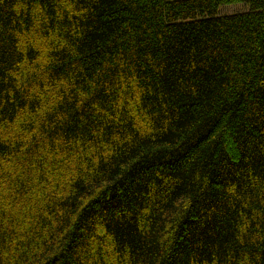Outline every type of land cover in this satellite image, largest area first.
I'll return each instance as SVG.
<instances>
[{
    "label": "trees",
    "instance_id": "trees-1",
    "mask_svg": "<svg viewBox=\"0 0 264 264\" xmlns=\"http://www.w3.org/2000/svg\"><path fill=\"white\" fill-rule=\"evenodd\" d=\"M0 264H264V0H0Z\"/></svg>",
    "mask_w": 264,
    "mask_h": 264
},
{
    "label": "rangeland",
    "instance_id": "rangeland-1",
    "mask_svg": "<svg viewBox=\"0 0 264 264\" xmlns=\"http://www.w3.org/2000/svg\"><path fill=\"white\" fill-rule=\"evenodd\" d=\"M247 9L243 5H236L231 7H225L221 9L222 14H235L237 12H244Z\"/></svg>",
    "mask_w": 264,
    "mask_h": 264
}]
</instances>
